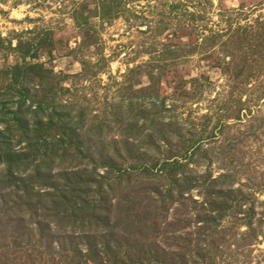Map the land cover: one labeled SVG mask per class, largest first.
<instances>
[{"label":"rangeland","instance_id":"1","mask_svg":"<svg viewBox=\"0 0 264 264\" xmlns=\"http://www.w3.org/2000/svg\"><path fill=\"white\" fill-rule=\"evenodd\" d=\"M123 1L0 0V259L44 264L58 249L62 257L79 250V264H110L113 242L105 254L104 231L66 218L98 186L121 204L109 222L143 196L125 230L111 228L117 240L125 232L129 240L146 239L138 219L165 201L172 226L149 235L152 242L129 245L134 260L160 254L167 264H264V65L257 75L243 70L247 82L240 94H229L230 77L206 54L179 52L184 59L163 68L159 59L163 42L193 41L180 30L167 37L188 18L170 11L176 4L206 11L203 22L216 27L227 16L232 22L264 17V0ZM134 65L139 69L127 87L125 74ZM19 86L25 98L18 101ZM37 104L41 112L34 114ZM197 137L198 148L181 157L185 139ZM168 157L184 163V173L170 176L182 186L160 170ZM117 167L127 169L114 177ZM165 189L170 202L160 198ZM8 207L14 210L5 212ZM13 223L19 228L11 232ZM88 242L97 256L85 255Z\"/></svg>","mask_w":264,"mask_h":264},{"label":"trees","instance_id":"2","mask_svg":"<svg viewBox=\"0 0 264 264\" xmlns=\"http://www.w3.org/2000/svg\"><path fill=\"white\" fill-rule=\"evenodd\" d=\"M125 1L126 0H124L123 2ZM117 2H119V0H117ZM170 11L174 12L173 14H175V11H176V14L179 13V15H183L184 17H188V18L186 19V21L182 20L180 21L181 23L174 24V26L171 27L170 33H168L167 37L171 35L176 36L177 30L185 31L187 35L192 34V36L194 37L192 39L193 41H187V40L170 41L168 40V41H165V43L163 42L161 45L160 54H159L161 68L167 67V65L169 64L170 65L173 64L175 59H184L179 56V52H184V54H190L191 52L193 53L197 52L200 56L206 54L208 58L215 60L216 65L219 66V72H222L225 75L227 74V76L230 77V78H227L228 80L226 81L228 82L226 84H229L230 82L229 94L232 93L233 89H238V93L240 94L242 90V86H243L242 84L246 83L249 78L248 74L253 75L254 73H256L257 75L259 70L264 65L263 64V61H264V17H261V13H257L254 17L251 18V21L249 22L248 21L240 22L237 20L232 22L227 16L225 17L226 23L224 24V26L216 25V27L214 26L210 27V25L207 26L206 23L203 22L205 19L210 17L208 14H205L206 11L204 10L200 12L193 11V10L188 11L186 7H184L183 3H180V4H176L174 9H170ZM166 14L168 15L171 13H166ZM204 15H206V18L204 17ZM245 17L246 16L243 14L242 18L244 19ZM198 28L206 29V32H203L199 30ZM193 33L195 34L193 35ZM198 38L200 39L198 40ZM22 56H24V53L22 54ZM138 69H139V65H134L127 69L126 71L127 74H125L127 78V80L125 81V86L127 87L131 86L132 82L129 79H131L133 74L135 75L138 72ZM243 70L246 71L248 74L242 73ZM141 71L146 76L151 75L148 69L141 70ZM199 78L202 80V82L203 80L205 82H208L207 76H202ZM194 79H195L194 77H191L190 81H193ZM15 81H17V78H15ZM195 85L197 86L194 87L193 89H197L199 86V83H196ZM10 87L8 89H11ZM137 88L139 91H143L145 87L142 85ZM239 88L241 89L239 90ZM196 91L197 90H195L194 92ZM16 92L19 94V96H17L18 101L23 100L25 98V90L23 89L22 86L17 87ZM262 92L264 93V88ZM235 102L241 103V101H239V97L235 98ZM32 111L34 114L40 113L41 112L40 104H37L36 106H34V109ZM185 140H188V143L186 144L185 147H183V151L180 155L181 157L188 156L186 153V150L190 146L194 147L192 150H194L195 148L196 149L198 148V146L196 145L198 144L197 142L198 137L194 139L189 138ZM195 142L197 143L195 144ZM179 159L180 158H177V157L162 158L160 161V170H165V172L169 174V177L172 175H175L178 170H179L178 172L184 173V167H182L184 163L180 162ZM103 162L106 165H109L110 168H115L113 166V163L110 161V159H105ZM117 168H118L117 174L114 177L120 176L122 173L125 172L124 170L127 169V167H117ZM7 169H9V167ZM177 178L179 179V177ZM170 179H171L170 182L174 183V186H182L176 183V177H170ZM92 193L94 196L89 197L88 201L85 202L84 204L82 203V205H73V208H72L73 210L69 212L66 218H70L72 221L77 220L76 222L81 221L86 226L93 223L94 229L101 228L97 230L93 229V231H98V230L104 231V234H106V237L103 239L102 242L104 243L101 244L102 245L101 247H102L103 252H105V254L108 252L106 250L107 248L109 249V246H110L108 241L112 240L113 242L111 246L112 247L111 253L108 252L109 254H107L106 256L107 260L110 261V264H167L163 256L160 254H149L147 255V257L137 259V260H134L133 258H130L129 255H127V249L129 248V245L135 244L138 242L140 245L144 244V242H152L156 237L154 238L150 237L149 239H147L149 235H151L152 233L157 234L158 231L161 230L162 228L164 230L172 226L173 222L169 220H165V210H164L165 201H160V203H158L157 205L152 206V208L150 209L152 211L151 213L149 214L145 213L141 215L140 219H138L139 222L137 223L135 227H137L138 232H140L141 234L149 233V235L144 236L146 239L137 241V239L132 238V240H129L128 239L129 233L125 232V234L127 235L126 236L124 235L121 239L117 240V238H114L112 236L113 230L111 228L116 227L118 225V227H123L122 230H125L126 225H128L127 221H128V218L131 212L136 211V209L142 207L143 204L141 202H142L143 196L133 198L132 202L126 203L120 215L116 216L117 217L115 218L116 220L109 222L108 220L109 213L112 212L115 206L121 205V204L120 203L114 204L113 202H111L110 196H108L107 193L103 189H100L98 186H95L93 188ZM181 193H182V189L180 188L178 189V195ZM167 194H168V189H165V191L161 193L160 198L166 199L168 200V202H170L172 198H170L169 195ZM98 201L100 203L102 202V204L98 205L97 204ZM28 206L29 205L27 204V207ZM131 206L133 207L132 210H130ZM84 207H86L87 211L85 214H82L81 210ZM12 210L14 209L8 207V209H6L5 212L7 211L12 212ZM28 211L30 212V209ZM31 211L33 213H37L36 206L31 207ZM2 212H4V210L0 209V213ZM79 213L81 216L78 218H75L77 217L76 214H79ZM97 220L103 223V225H101L102 227H97L99 225V223H97ZM249 224H250V221H248V225ZM16 228H19V225L13 223L12 229H10V231L13 232V230H15ZM41 231H43L45 234L43 236L48 237L47 234H49L48 232L49 228L46 224L45 225L43 224V226L41 227ZM170 231H173V230L170 229ZM217 231L221 233L220 230H217ZM98 235L102 236L103 234H101L100 232ZM20 238L22 237H17V240H19ZM56 244H58L57 248L62 247L59 242ZM47 245H49V243H47ZM120 245H124L125 248L123 250H120ZM87 247H88V250L86 249L85 255L97 256L96 249L98 248L96 247L95 244L88 242ZM24 248L25 247L21 248V250H23ZM185 248L188 250L191 248L188 242L186 243ZM54 250L57 253L56 258H55V255L52 253V255L51 254L47 255L44 258L43 256L39 257L38 260H41L43 258L44 264H56L58 261H60V264H79V259L81 258V255H82V253L79 250L74 251L73 254L71 255L63 254V257H62V254L59 253L58 249H53L52 252H54ZM71 250L73 251L75 249H71ZM74 254H76V257ZM12 256L13 255H10L9 258L0 259V264L11 263L13 260Z\"/></svg>","mask_w":264,"mask_h":264}]
</instances>
